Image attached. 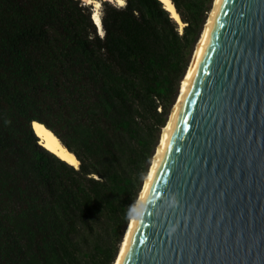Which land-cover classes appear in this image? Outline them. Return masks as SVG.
Listing matches in <instances>:
<instances>
[{"label": "trees", "instance_id": "1", "mask_svg": "<svg viewBox=\"0 0 264 264\" xmlns=\"http://www.w3.org/2000/svg\"><path fill=\"white\" fill-rule=\"evenodd\" d=\"M171 1L0 0V264H113L213 2Z\"/></svg>", "mask_w": 264, "mask_h": 264}, {"label": "water", "instance_id": "2", "mask_svg": "<svg viewBox=\"0 0 264 264\" xmlns=\"http://www.w3.org/2000/svg\"><path fill=\"white\" fill-rule=\"evenodd\" d=\"M138 198L113 264H264V0L212 3Z\"/></svg>", "mask_w": 264, "mask_h": 264}, {"label": "bare ground", "instance_id": "3", "mask_svg": "<svg viewBox=\"0 0 264 264\" xmlns=\"http://www.w3.org/2000/svg\"><path fill=\"white\" fill-rule=\"evenodd\" d=\"M115 1H116L119 5H121V4L118 2V0H115ZM161 1H162V3H163L164 7H165L167 10H169L171 16L174 17L178 22H180L181 25H183L184 22L181 20V18H180V16H179L178 12L176 11V8H175L173 2H172L171 0H161ZM85 2H86V0H85ZM87 3H93V16H94V14H98V18H99V26H100L99 30H100V32L102 33V32H103V29H102V25H101V17H100V13H99V11H98L99 8L96 7L97 4H99V6H100V2H99L98 0H90V2H87ZM124 3H125V0H124L123 4H124ZM211 8H212V7H211ZM210 10H211V9H210ZM209 13H210V11H209ZM208 16H209V14H208ZM207 18H208V17H207ZM93 20H94V19H93ZM95 21H96V20H95ZM206 21H207V19H206ZM206 21H205V23H206ZM205 23H204V26H205ZM204 26H203V28H202V31H203V29H204ZM181 27H182V26H181ZM202 31H201V34H202ZM201 34H200V36H201ZM199 38H200V37H199ZM198 41H199V39H198ZM198 41H197V43H196V45H195V48H194V50H193V54H194V52H195L196 46H197V44H198ZM192 57H193V55H192ZM191 60H192V58H191ZM191 60H190V62H191ZM190 62H189V64H188V67H187V69H186V72H185L184 76L182 77V79H181V81H180L178 94H177V97H176V99H175V101H174L172 107H171V110H170V112H169V115H168V118H167V120H166V123H167V121H168V119H169V117H170V114H171V112H172V110H173V107H174V105H175V103H176V100H177V98H178V95H179V92H180V90H181V87H182V84H183L184 78H185V76H186L187 70H188L189 65H190ZM166 123H165V124H166ZM165 124L163 125V127L165 126ZM32 127H33V129L35 130L36 134H38V135L40 136V141L44 144V146H46L48 149H50L51 151L55 152V153H56L57 155H59L61 158L65 159L66 161H68L69 163L73 164L74 166H78V164H79V160L76 158V156L74 155V153H73V152H70L69 150H67V148H66V147L60 142L59 138H58V137H57V136H56V135H55V134H54V133L48 128V127H46L42 122H39V121H37V120H34V121H33ZM161 134H162V130H161V132H160V136H159V139H158V143H159V140H160ZM158 143H157L156 148H155V150H154V153H153V155H152L151 162H150V164H149V168H150V165H151V163H152V160H153L154 154H155V152H156V149H157ZM149 168H148V171H149ZM148 171H147V173H148ZM146 176H147V174H146ZM146 176L144 177L143 183H144V181H145ZM143 183H142V186H143ZM141 188H142V187H141ZM140 191H141V189H140ZM140 191H139V193H140ZM138 196H139V194H138ZM130 218H131V217H130ZM129 220H130V219H129ZM128 223H129V222H128ZM127 226H128V224H127ZM126 228H127V227H126ZM125 231H126V229H125ZM124 234H125V232H124ZM123 237H124V235H123ZM122 239H123V238H122ZM121 242H122V240H121ZM121 242H120V245H121ZM119 248H120V246H119ZM118 251H119V250H118ZM116 256H117V255H116ZM115 259H116V258H115ZM114 261H115V260H114ZM113 263H114V262H113Z\"/></svg>", "mask_w": 264, "mask_h": 264}, {"label": "clouds", "instance_id": "4", "mask_svg": "<svg viewBox=\"0 0 264 264\" xmlns=\"http://www.w3.org/2000/svg\"><path fill=\"white\" fill-rule=\"evenodd\" d=\"M162 202L170 209H174L179 206V200L175 193H168L166 197L162 198ZM149 203L145 198L136 199L129 206V216L135 219H142L148 211ZM178 225L169 224L165 229L166 233L171 236L177 229Z\"/></svg>", "mask_w": 264, "mask_h": 264}, {"label": "rangeland", "instance_id": "5", "mask_svg": "<svg viewBox=\"0 0 264 264\" xmlns=\"http://www.w3.org/2000/svg\"><path fill=\"white\" fill-rule=\"evenodd\" d=\"M100 3H101V0H98ZM112 2H114L115 4H117V5H119L115 0H111ZM213 2H214V0H213ZM212 2V3H213ZM212 7V6H211ZM101 9H102V6L100 5L99 6V9H98V11H99V13H101ZM209 14V13H208ZM179 23V27L181 28V23L180 22H178ZM194 48H195V46H194ZM194 50V49H193ZM192 55H193V52H192ZM192 55H191V58H192ZM191 60V59H190ZM180 85V84H179ZM177 97V96H176ZM176 99V98H175ZM173 105V104H172ZM172 107V106H171ZM171 107H170V110H171ZM169 115V114H168ZM161 130H162V128H161ZM161 130H160V132H161ZM160 132H159V136H160ZM152 158V157H151ZM150 162H151V160H150ZM150 164V163H149Z\"/></svg>", "mask_w": 264, "mask_h": 264}, {"label": "snow or ice", "instance_id": "6", "mask_svg": "<svg viewBox=\"0 0 264 264\" xmlns=\"http://www.w3.org/2000/svg\"><path fill=\"white\" fill-rule=\"evenodd\" d=\"M86 2H90V0H86ZM118 2L123 5L124 0H118ZM96 7L99 8V4H97ZM93 19L96 20L97 24L99 25L98 14H94Z\"/></svg>", "mask_w": 264, "mask_h": 264}]
</instances>
